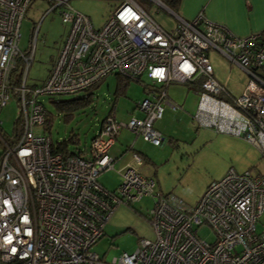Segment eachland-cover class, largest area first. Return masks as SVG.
Listing matches in <instances>:
<instances>
[{
	"label": "built area",
	"instance_id": "2783aa9c",
	"mask_svg": "<svg viewBox=\"0 0 264 264\" xmlns=\"http://www.w3.org/2000/svg\"><path fill=\"white\" fill-rule=\"evenodd\" d=\"M30 1L0 0V109L10 95L20 107L12 135L4 139L0 130V264H264V221L259 220L264 173L229 168L192 205L157 189L154 178L140 171L143 161L135 151L117 170L113 190L98 181L102 171L113 168L116 159L108 151L122 127L156 146L165 141L154 123L169 103L166 88L172 81L202 77L198 122L242 136L264 154V33L237 36L201 11L185 19L159 0L157 6L174 17L172 28L136 0H114L106 21L94 27L69 0H47L49 10L59 8L68 31L46 79L28 86L37 29L26 51L18 41ZM209 48L246 73L240 95L214 78ZM107 74L149 79L146 96L137 102L142 116L119 122L112 106L85 152L54 148L40 97L76 94ZM220 93L226 99L216 96ZM148 194L154 197L148 215L154 237L140 238L131 253L103 260L91 248L114 208ZM202 225L212 229L213 241L198 235Z\"/></svg>",
	"mask_w": 264,
	"mask_h": 264
},
{
	"label": "rangeland",
	"instance_id": "374dc122",
	"mask_svg": "<svg viewBox=\"0 0 264 264\" xmlns=\"http://www.w3.org/2000/svg\"><path fill=\"white\" fill-rule=\"evenodd\" d=\"M148 1L153 5L149 10L150 15L163 27L172 28V14L157 6V1ZM68 2L73 9L88 15L94 27L101 26L115 6L114 0ZM50 6L51 3L47 0H31L20 23L18 47L22 51L32 45V33L37 29L34 55L26 76L28 86L39 85L46 79L68 31V26L61 20L59 8L49 10ZM208 57L214 73L221 76L220 80L224 81L227 90L235 96L240 95L248 79L246 73L212 48L208 49ZM141 80L149 82L144 75ZM115 83L116 76L107 74L87 91L41 96L50 113L49 130L45 131L51 140L54 143L65 140L69 151L85 152L112 106L114 117L119 122L142 116L137 107V102L146 96L141 81L129 78L125 93L118 94L114 101ZM88 94L90 101L69 113L57 109L52 102ZM166 95L165 100L169 103L163 104L162 117L154 123L155 128L166 138L165 141L156 146L122 127L108 151L116 159L113 168L102 171L98 176L99 183L105 188L113 190L117 186V170L131 160L134 151L143 159L140 171L154 178L155 187L162 192L176 194L188 205L194 204L207 184L220 179L229 168L264 173V154L252 143L242 136L224 134L213 127L199 124L195 116L199 92L193 84L172 81L166 88ZM19 108L16 97L10 95L0 109V130L4 139L7 135H12L17 125ZM70 137L72 139L68 140ZM153 204L154 197L149 194L130 205L118 204L104 224L102 237L91 249L103 260L111 262L123 252H133L140 238L152 239L154 230L148 215ZM259 220L264 221V212ZM198 235L205 240H214L213 231L207 225L198 228Z\"/></svg>",
	"mask_w": 264,
	"mask_h": 264
},
{
	"label": "crops",
	"instance_id": "0c3cea01",
	"mask_svg": "<svg viewBox=\"0 0 264 264\" xmlns=\"http://www.w3.org/2000/svg\"><path fill=\"white\" fill-rule=\"evenodd\" d=\"M200 11L209 20L224 25L237 36L264 31V0H180L174 12L182 18L193 19ZM213 75L224 83L214 70Z\"/></svg>",
	"mask_w": 264,
	"mask_h": 264
},
{
	"label": "trees",
	"instance_id": "16d2710c",
	"mask_svg": "<svg viewBox=\"0 0 264 264\" xmlns=\"http://www.w3.org/2000/svg\"><path fill=\"white\" fill-rule=\"evenodd\" d=\"M138 3L141 4V6L147 11L149 12V10L153 7L152 3L148 0H136ZM165 6H167L168 8H170L173 11H176L177 6L180 2V0H160ZM262 33H264V31H260ZM116 76V83H115V90H114V98L113 100L115 101L116 98L118 97V94H123L125 93V89L126 86L128 84L129 78L122 76L120 74H114ZM201 79L202 77H200L198 80L195 81H191L189 82V84H193L194 88L199 92L201 90ZM136 81H141V84L143 86V89L145 88V82L141 80V78L139 79H135ZM97 84V83H96ZM96 84L92 85L91 87L95 86ZM89 88H86L83 91H87ZM90 94H88L87 96H78V97H74L71 99H63V100H52V102L54 103V105L56 106L57 109L59 110H63L66 112H70L72 110H74L75 108H77V106L79 105H84L87 104L90 101ZM219 98L224 97L223 93H220L218 95H216ZM50 113L47 110L46 113V119H45V123H44V128L49 130V125H50ZM72 137H70L68 140H71ZM76 139H73V141ZM54 148H58V149H67V145H66V141L63 140L61 142H56L55 146H53ZM142 158V157H141ZM143 160V159H142Z\"/></svg>",
	"mask_w": 264,
	"mask_h": 264
},
{
	"label": "bare ground",
	"instance_id": "6f19581e",
	"mask_svg": "<svg viewBox=\"0 0 264 264\" xmlns=\"http://www.w3.org/2000/svg\"><path fill=\"white\" fill-rule=\"evenodd\" d=\"M207 105H208V104H207L205 101H203V103L201 104V106L199 107V109L204 111V110H206L205 107H206Z\"/></svg>",
	"mask_w": 264,
	"mask_h": 264
},
{
	"label": "water",
	"instance_id": "95a60500",
	"mask_svg": "<svg viewBox=\"0 0 264 264\" xmlns=\"http://www.w3.org/2000/svg\"><path fill=\"white\" fill-rule=\"evenodd\" d=\"M163 6H164V8H168V7H166L164 4H163Z\"/></svg>",
	"mask_w": 264,
	"mask_h": 264
}]
</instances>
